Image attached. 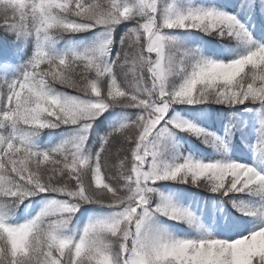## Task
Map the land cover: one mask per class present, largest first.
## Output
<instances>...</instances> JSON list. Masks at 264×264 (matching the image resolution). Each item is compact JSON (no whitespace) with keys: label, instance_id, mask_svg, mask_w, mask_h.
Instances as JSON below:
<instances>
[{"label":"snow or ice","instance_id":"snow-or-ice-1","mask_svg":"<svg viewBox=\"0 0 264 264\" xmlns=\"http://www.w3.org/2000/svg\"><path fill=\"white\" fill-rule=\"evenodd\" d=\"M0 264H264V0H0Z\"/></svg>","mask_w":264,"mask_h":264}]
</instances>
